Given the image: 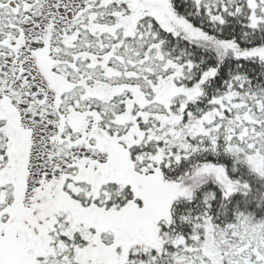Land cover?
<instances>
[{
  "label": "snow or ice",
  "instance_id": "snow-or-ice-1",
  "mask_svg": "<svg viewBox=\"0 0 264 264\" xmlns=\"http://www.w3.org/2000/svg\"><path fill=\"white\" fill-rule=\"evenodd\" d=\"M0 264H264V0H0Z\"/></svg>",
  "mask_w": 264,
  "mask_h": 264
}]
</instances>
